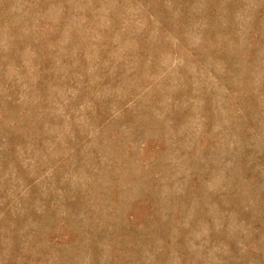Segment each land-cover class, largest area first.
<instances>
[{"label":"rangeland","instance_id":"374dc122","mask_svg":"<svg viewBox=\"0 0 264 264\" xmlns=\"http://www.w3.org/2000/svg\"><path fill=\"white\" fill-rule=\"evenodd\" d=\"M0 264H264V0H0Z\"/></svg>","mask_w":264,"mask_h":264}]
</instances>
